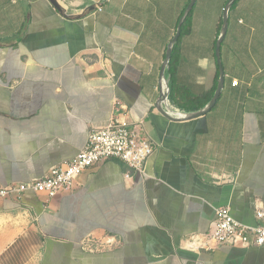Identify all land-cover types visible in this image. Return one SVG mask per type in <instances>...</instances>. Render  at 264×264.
Wrapping results in <instances>:
<instances>
[{"label":"crops","instance_id":"1","mask_svg":"<svg viewBox=\"0 0 264 264\" xmlns=\"http://www.w3.org/2000/svg\"><path fill=\"white\" fill-rule=\"evenodd\" d=\"M189 1L0 0V185L47 174L113 118L143 120L157 144L143 172L109 158L53 198L0 199V264H264V245L184 246L216 207L255 225L264 204V0L228 7L223 86L193 117L161 97ZM227 1L196 0L178 42L174 81L194 95L219 79ZM89 234L119 243L89 251Z\"/></svg>","mask_w":264,"mask_h":264},{"label":"built area","instance_id":"2","mask_svg":"<svg viewBox=\"0 0 264 264\" xmlns=\"http://www.w3.org/2000/svg\"><path fill=\"white\" fill-rule=\"evenodd\" d=\"M97 9H101L97 5ZM237 80H232L235 85ZM167 104L170 103L166 100ZM157 144L148 134L143 120L127 122L113 118L107 125L93 127L88 131L86 144L68 161L55 166L47 174L32 178L26 182H11L0 185V199L19 200L25 192L42 193L53 198L65 190L73 189L78 176L87 168L109 158H117L138 172L144 171V165ZM126 177H129L126 173ZM215 217L206 232H192L184 239L189 250H211L220 243L234 246L264 245V204L257 201L254 215L255 225L243 224L230 213L228 206L215 209ZM119 243L115 235L97 236L89 234L82 246L89 251L106 250Z\"/></svg>","mask_w":264,"mask_h":264},{"label":"trees","instance_id":"3","mask_svg":"<svg viewBox=\"0 0 264 264\" xmlns=\"http://www.w3.org/2000/svg\"><path fill=\"white\" fill-rule=\"evenodd\" d=\"M236 1L237 0H235L234 3ZM183 12L181 13L180 16L183 15ZM190 16H191V10L188 12L186 17L184 18V21L181 24L180 35H179L177 41L173 44L171 56H170L169 62L167 64V67L165 69V73L167 76H169L168 99H169L170 103L173 104L174 106L178 107L181 110L197 111V110L202 109L211 99V97H212V95L216 89V86H217L218 74L215 77L213 88L207 93L198 94V95H194V94L190 93L189 90L184 85L178 84L174 81V72H175V69L177 66L176 49H177L178 42H179L181 36L188 29V23H189Z\"/></svg>","mask_w":264,"mask_h":264},{"label":"water","instance_id":"4","mask_svg":"<svg viewBox=\"0 0 264 264\" xmlns=\"http://www.w3.org/2000/svg\"><path fill=\"white\" fill-rule=\"evenodd\" d=\"M56 8H58V2L57 0H49ZM196 0H190L189 3L187 4L183 15L179 18L178 24H177V28H176V32L174 34V36L172 37L171 41L169 42L168 46H167V50H166V55H165V59L163 61L162 67H161V74L164 75V70L167 67V64L169 62L170 56H171V51H172V47L173 44L177 41L179 35H180V28H181V24L184 21V18L186 17V15L188 14V12L191 10V8L193 7L194 3ZM234 0H228L224 10H223V19H222V26H221V30H220V34L218 36V39L216 41V49H215V54L217 57V64L219 66V79H218V84L216 87V90L212 96V98L210 99V101L200 110L195 111L193 113L187 114L188 117H193V116H198V115H202L204 114L206 111H208L210 108L213 107V105L215 104L219 94H220V90L223 86V69L221 66V62L219 59V46H220V42L224 36V33L226 31V27H227V9L230 6V4L233 2ZM165 93L161 96L162 99H167L168 97V92H169V88H168V81L165 79Z\"/></svg>","mask_w":264,"mask_h":264},{"label":"bare ground","instance_id":"5","mask_svg":"<svg viewBox=\"0 0 264 264\" xmlns=\"http://www.w3.org/2000/svg\"><path fill=\"white\" fill-rule=\"evenodd\" d=\"M164 86H165V84H164Z\"/></svg>","mask_w":264,"mask_h":264}]
</instances>
